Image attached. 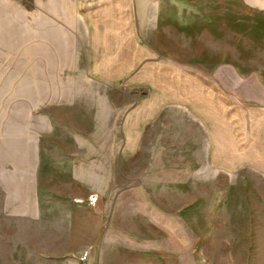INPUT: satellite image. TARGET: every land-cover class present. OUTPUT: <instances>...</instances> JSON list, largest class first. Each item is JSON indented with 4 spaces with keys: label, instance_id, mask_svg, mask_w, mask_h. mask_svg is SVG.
<instances>
[{
    "label": "crops",
    "instance_id": "0c3cea01",
    "mask_svg": "<svg viewBox=\"0 0 264 264\" xmlns=\"http://www.w3.org/2000/svg\"><path fill=\"white\" fill-rule=\"evenodd\" d=\"M45 1L32 6L48 30L45 37L28 44L31 50L27 59L34 83L25 90L26 97L9 104V108L0 107V140L13 134L15 145L13 149H0V220L23 222L16 231L24 229L31 236L37 235L38 222L46 220L47 264H55L59 256L66 254L65 237L75 245L74 250L71 247L75 258L79 259L84 251L90 263L95 259L94 264H128L119 261L114 237L120 230L135 234L134 229L120 225V221H143V228H148L143 240L150 245L154 243L152 236H161L156 231L161 230L157 223L165 221L168 213L174 220L181 214L183 172H193L194 167L184 166L182 157L197 156L200 148L197 137L184 136L194 129L186 131L189 127L183 126L201 124L206 129V120L199 123L189 112L198 93H181L170 102L171 95L160 90L162 84H154L148 63L142 75V102L125 113L118 124H106L110 118L102 120L97 116L103 104L97 106L96 102L87 107L86 102L66 99L75 92L71 77L80 75L85 82L100 86L104 81L106 87L115 89L120 80L119 60H151L150 47L145 51L139 46L159 44V36L151 40V34L142 30L164 27L152 26L143 12V7L152 1ZM50 30H55L53 35ZM133 69V63L126 64L121 76L128 77L130 86L136 88L139 81L131 73ZM226 73L219 75V79L229 82L227 86L230 84V90L222 92L223 100L231 95L242 103L248 96L255 101L264 100V89L257 77L244 78L231 70ZM211 74L214 84L215 72ZM210 95L214 101V91ZM87 108L95 110V118H87ZM168 109L175 111L174 116H166ZM184 111L190 116L184 117ZM27 115L29 122L23 121ZM88 119H94L92 126H88ZM210 121L207 124L215 123L214 115ZM226 121L219 116L217 123L225 125ZM205 140L209 149L212 140L207 135ZM230 140L228 136V143ZM9 157L14 158L13 164L7 160ZM89 195H95L97 202L86 210ZM136 200L141 213L128 211L129 204L135 205ZM5 205L11 207L5 209ZM40 205L49 206L47 212H40ZM54 206H60L62 211L56 213ZM56 222H63L70 229L57 246ZM147 252L149 260L150 250Z\"/></svg>",
    "mask_w": 264,
    "mask_h": 264
},
{
    "label": "rangeland",
    "instance_id": "374dc122",
    "mask_svg": "<svg viewBox=\"0 0 264 264\" xmlns=\"http://www.w3.org/2000/svg\"><path fill=\"white\" fill-rule=\"evenodd\" d=\"M149 1L152 3L143 7L145 16L150 18L152 26H164L142 30L151 34V40L159 36V44L139 46L145 51L150 47L151 60H119L120 80L115 89L106 87L104 81L100 86L96 82H85L80 75L72 76L70 83L75 92L66 99L86 102L87 107L96 102L97 106L103 104L97 116L108 117L106 124L116 125L125 113L142 102V75L149 63L154 84H162L160 90L171 95L170 102L181 93L191 90L198 93V100L192 103L189 112L199 123L206 120V129L201 124L183 126L184 129L189 127L186 131H191L190 127L194 129L184 136L197 137L200 148L197 156L182 157L184 166L194 167L193 172L189 171L191 169L183 172L181 216L177 214L174 220L172 214H166V220L157 223L161 230L156 228V231H160L161 236H152L154 243L150 245L143 240L148 230L143 228V221H120V225L134 229L135 236L128 232L130 230L126 233L120 230L114 237L118 259L128 264L132 260L134 264H264V100L255 101L248 96L242 103L231 95L225 101L222 92L230 90V84L227 86L228 81L219 79V75L226 76V71L231 70L244 78L257 77L264 89V0ZM38 3L40 0H0V107L3 109L26 97L25 90L35 80L27 59L31 50L28 44L48 33L46 23L40 22L42 18L32 8ZM32 18H35L34 24ZM53 32L55 30H50L51 35ZM128 63H133L131 73L138 77L136 88L130 86L128 77L121 76L123 66ZM155 69L161 72H153ZM224 85L227 87L223 88ZM212 91L214 101L210 99ZM212 109L215 111L211 114ZM92 112H95L93 108H87V118L96 117ZM166 112V116L175 114L172 109ZM211 115L215 123L209 125L207 120L210 121ZM188 116L190 114L184 111V117ZM219 116L225 117V125L217 123ZM29 120L27 115L23 121ZM93 120L88 119V126H92ZM206 135L212 140L209 149ZM4 139L0 140V149L15 147L13 134ZM26 143L30 148L29 137ZM44 147H47L45 141ZM7 160L14 163L13 157ZM85 203L87 205V200ZM135 203L129 204L128 211L141 213L138 200ZM48 207L40 205V212H47ZM90 208L87 205L86 210ZM54 211L62 209L54 206ZM47 223L39 221L37 235L31 236L24 229L16 231V226L20 228L23 222L0 220V264H47ZM56 223L59 224L55 230L57 246L63 242L62 235L70 234V229L63 222ZM65 240L67 252L59 256L55 264L95 263V259L90 263L88 254L86 261L79 260L84 251L79 259L71 255L75 245H71L67 237Z\"/></svg>",
    "mask_w": 264,
    "mask_h": 264
},
{
    "label": "built area",
    "instance_id": "2783aa9c",
    "mask_svg": "<svg viewBox=\"0 0 264 264\" xmlns=\"http://www.w3.org/2000/svg\"><path fill=\"white\" fill-rule=\"evenodd\" d=\"M96 202H97V197L95 195H90L87 198V205L89 207L94 206L96 204ZM86 259H87V253H84V254H82V256L80 257L79 260L83 262V261H86Z\"/></svg>",
    "mask_w": 264,
    "mask_h": 264
}]
</instances>
